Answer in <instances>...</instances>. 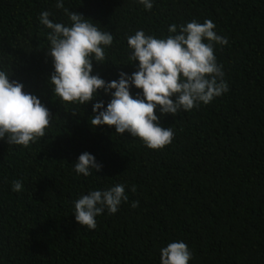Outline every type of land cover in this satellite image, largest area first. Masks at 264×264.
<instances>
[{
  "label": "trees",
  "instance_id": "1",
  "mask_svg": "<svg viewBox=\"0 0 264 264\" xmlns=\"http://www.w3.org/2000/svg\"><path fill=\"white\" fill-rule=\"evenodd\" d=\"M55 5L0 0V68L52 114L45 136L29 147L0 141V264H160V249L177 240L192 252L189 264H264V0H155L151 11L134 0H65L113 34L104 64L94 62L93 74L106 81L136 71L127 36L138 29L160 38L172 23L211 20L228 39L215 55L229 91L161 117L174 131L162 150L114 128L93 129L91 104L64 105L53 96L39 14L68 24ZM98 99L106 105L111 98L101 92ZM83 152L102 171L77 175L72 164ZM16 180L20 192L11 190ZM117 183L129 201L97 217L94 230L81 227L73 201Z\"/></svg>",
  "mask_w": 264,
  "mask_h": 264
},
{
  "label": "clouds",
  "instance_id": "2",
  "mask_svg": "<svg viewBox=\"0 0 264 264\" xmlns=\"http://www.w3.org/2000/svg\"><path fill=\"white\" fill-rule=\"evenodd\" d=\"M134 2L151 11L155 0ZM55 6L63 10L68 24L50 19L48 11L39 14L40 24L48 30L46 50L53 66L48 85L60 104H91L94 115L89 124L93 129L114 128L118 135L127 133L151 150H162L173 142L174 131L161 126V117L209 105L229 91L223 66L215 55L216 48L229 41L217 34L211 20H192L179 26L172 23L168 35L160 38L136 30L127 36L128 59L136 71L130 75L120 71L118 79L106 81L93 74L94 62L104 64L113 34L83 14L70 11L65 0H56ZM11 77L0 68V141L27 148L45 136L52 114L37 95L25 91L24 84ZM133 88L139 90L135 95ZM101 92L111 98L106 105L98 99ZM72 165L73 171L84 177L99 173L103 167L89 152L80 154ZM125 187L117 183L82 194L73 201L75 221L94 230L97 217L106 211L116 214L129 201ZM11 190L20 192L22 182L13 181ZM131 191H135L134 186ZM138 206V201L131 204L132 208ZM192 259V252L181 240L160 249V264H189Z\"/></svg>",
  "mask_w": 264,
  "mask_h": 264
}]
</instances>
